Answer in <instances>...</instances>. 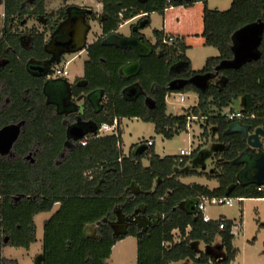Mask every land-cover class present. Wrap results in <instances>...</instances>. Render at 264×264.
<instances>
[{"label": "trees", "instance_id": "trees-1", "mask_svg": "<svg viewBox=\"0 0 264 264\" xmlns=\"http://www.w3.org/2000/svg\"><path fill=\"white\" fill-rule=\"evenodd\" d=\"M196 2L204 4L205 44L219 52L199 70L191 67L184 39L176 36L173 43H165L162 30H153L155 42L149 43L151 52L146 56L103 42L130 17L146 13L142 19L148 26L151 12L164 15L168 7H190ZM0 3V127L23 121L11 153L0 155V264H17L2 256L3 247L29 249L35 240L34 216L50 212L56 203L57 209L43 225L40 264H107L112 246L127 235L136 237V264H171L185 259L208 263L209 255L198 254L193 242L211 245L217 235L224 256L219 261L212 259L213 264L234 260L238 250L232 243V221L222 217L204 221L201 210L187 212L182 202L190 198L199 202L202 196L264 197L256 184L240 181V155L247 142L240 133H226L236 119L224 114L243 99L241 111L254 117L238 121L251 130L264 129V27L257 58L236 68L220 67L223 61L233 59L232 36L238 29L253 23L264 26V0H231L226 10L209 8L207 0H102L101 14L90 12L87 17L98 21L102 36L86 48L83 76L68 85L67 96L73 100L69 111L59 112L47 95L46 73L53 65L45 66L43 73L29 67L51 60L46 35L65 18L68 5L48 11L47 0ZM74 11L84 12L78 8ZM28 19L37 20L39 26L27 27ZM53 35L56 38L57 34ZM132 35L141 36L138 30ZM135 61L140 62L139 71L124 77L121 68ZM177 65H182L179 71L173 69ZM197 74L208 77L204 87L189 81ZM175 79L187 82L171 89L169 85ZM94 92H98L96 102L91 98ZM172 92H193L197 102L180 114H167L166 96ZM77 100L82 102L81 111L76 109ZM191 116L203 120L201 136L220 145L216 152V159H220L217 173L213 175L196 169L177 171L176 167L183 166L188 157L177 163L176 155L161 157L153 145L138 155L129 151L118 161L116 144L120 135L92 136L102 123L137 117L152 122L157 134L171 138L186 130L187 117ZM75 124L86 137L84 145L67 131ZM143 159L149 161L148 166H143ZM196 174L216 178L218 186L208 189L178 180L179 176ZM134 187L138 189L134 191ZM140 205H144L145 214H157L158 221L140 235L133 222H129L124 235L115 234L112 223L117 219V210L131 216ZM89 225L95 226V234L87 233ZM174 229L179 231L178 242H174Z\"/></svg>", "mask_w": 264, "mask_h": 264}, {"label": "crops", "instance_id": "crops-1", "mask_svg": "<svg viewBox=\"0 0 264 264\" xmlns=\"http://www.w3.org/2000/svg\"><path fill=\"white\" fill-rule=\"evenodd\" d=\"M230 3H231V0H230ZM65 4L68 5V7H66L65 18L59 22L60 25L58 24V26L56 27L54 32H52V33H51V31L48 32V34L46 35V40H47V46H48L50 41L54 40V39H52V36H53V38H55L53 34L56 35V30L61 28L62 26H63V29H65V31H66L65 34L67 33L69 35L70 33H72V36H73V37H70V39L72 41L70 42V46L67 47L68 50H67V48H64L61 50L60 49L55 50V48L52 49L48 46V51H50V53H51V60H52L51 61L52 63H50V65L51 66L53 65L54 68L55 67H63L67 61H71V60H65L64 61V56L66 54H73L74 57L77 55H80V54H84V57L82 58V73L79 75H75L73 77V80L69 79V73L65 77H57V78H51L50 77V78H48L49 86L51 87L52 91L56 92V91L60 90L61 88H64L65 93H66L65 98L67 99L68 85L71 84L72 82H74V80L76 78H81L83 76V66H84V62L87 60V54H86L87 46L89 44L93 43L97 38L102 36V30H101V27H100L98 21L97 20H90L87 17L90 14V12L95 13L97 16H99L102 12L103 5H102V0H66V1H64L63 5H65ZM207 6L209 8H211L210 0H207ZM216 7H217L216 9L220 8L219 5ZM73 8L74 9H76V8L82 9L84 12L77 13V11H74ZM46 9H47V3H46ZM203 9H204V4L202 2H196L190 7H183V6L168 7L165 9L164 15H160L157 12H151L150 14H148V18H149V25L148 26H144L145 19H142V18H144L146 13L138 14L134 17H130L125 22H123L118 27V29L116 30L115 33H116V35L123 36V37L131 36L133 29H134L133 25L139 24L138 28H136V29L139 31L141 36L144 38V40L148 44L149 43L154 44V42H155V38L152 39V38H149V36H147L146 30L148 28H150L151 31H153V29H157V30H162L163 33H166V34L168 33V34L180 36L184 39L185 44L187 45V49H186L185 54L188 57V59L190 60L192 69L193 70H199L204 66L205 61L208 58L213 57V56H217L219 54L217 48H215L213 46H207L205 44V38L202 36V32H203ZM53 10H55V9H53ZM74 12H76V13H74ZM82 16L84 17V21L81 19ZM155 16H158L157 20H155ZM71 17H75V18L77 17V19L75 21H72L70 19L71 20L70 21L68 18H71ZM145 17H147V16H145ZM35 21L37 23L35 25L33 23L32 25L39 26L38 21L37 20H35ZM157 23L159 25H156ZM124 25H129V29L126 32H122L120 30V28ZM31 26H27V27H31ZM61 30H62V28H61ZM61 32L62 31H60V33H59L60 36L62 35ZM89 36H91V37H89ZM83 39H85V43L81 47ZM74 57H72L71 59H73ZM50 65H49V67H50ZM198 65H202L201 68H199V69L196 68V67H198ZM169 95L170 94H168V96ZM91 98H92V100H94L96 102V99H98V92L92 93ZM185 100H186V98H185ZM185 100H184V102H185ZM50 101H52V100L50 99ZM52 102L54 103V101H52ZM196 102H197V98H196L195 102L193 103V105L196 104ZM239 102H240L239 103L240 105L237 106V104H235L234 106H236V107L233 111H241V108L244 104V100L241 99ZM62 106L64 107V105H61V107ZM63 107L61 108V109H63L62 111H64V109H65V107L64 108ZM56 108H57V105H56ZM120 121H122V119H120ZM192 121L189 122V127L186 126L185 131H187L190 128ZM200 121H202V120H200ZM120 136H121V141H122V128H121V135ZM146 141L140 142L139 144L144 143L146 145ZM213 141H215V140H213ZM260 141L264 142V137H260ZM122 144H123V142H122ZM139 144L133 145L129 151L132 152L133 148ZM216 145L217 146H216V148L213 152V155H212V159L215 160V164H214L215 167H216V163L220 160V159H216V154H217L216 152L220 148V145L217 142H216ZM181 149H184V148H181ZM129 151L127 152V154L129 153ZM192 151L196 152V150H192ZM175 155H178V153ZM206 155L207 154H203L202 157H204ZM159 156H161V155H159ZM161 157H163V156H161ZM187 157H188L187 158V161H188V159H189V157H191V155H189ZM143 160H142L143 166H148L149 161L146 159L147 163L144 164ZM186 162H185V164H186ZM185 164L183 166H179V167H184ZM185 170H187V169H184V168L177 169V171H185ZM200 171L206 172L205 168H203ZM207 173H209L210 175H213L214 173H217V172H214V170H211L210 172H207ZM243 174L244 173L242 172V174L240 175V178H244L245 175H243ZM193 176L204 177V178H206V180H210V181L215 180L217 182V185L210 187L206 183H200V182H194V181L186 183L183 181L184 179H188V178L193 177ZM178 180L181 183L187 184V185H191L194 183L199 184V185H204L208 189H213V188H216L218 186L217 179L216 178H210L209 176H207V174L179 176ZM137 189H138L137 187L136 188L134 187V191H136ZM204 198H207V197L202 196L200 198L199 202H197V200L194 198H191V199H193L197 203H200V202L204 201ZM184 201L182 202V206L185 205ZM245 201L264 202V197L244 198V200L240 201V203L242 204L241 220H242V213H243ZM197 203L195 204L196 209L194 210V212L198 210L197 209ZM186 205L190 208V206L194 205V203L189 204V205L186 204ZM205 206H206V204L204 205V210L202 211V215L206 214L210 217V220H215L213 217H211V215H209L205 212ZM57 207H58V203H56L54 205L53 209L50 212H45L46 215L44 217V222L42 225H44L45 221L57 209ZM144 208H145L144 205H140L137 208L138 212L133 213L131 216H125L124 214H122V212L120 210H117V219H116V221H114L112 223V228H113L115 234L124 235L127 231V227H128L129 222H133L136 225L137 233H140V234H142L146 230V228H148L150 225L155 224L158 221L159 216L157 214H145ZM39 214H42V213H39ZM39 214H37V215H39ZM37 215L34 216V224H35V219L37 218ZM220 217L228 219L224 215H219L216 219H218ZM228 220H231V219H228ZM231 221L233 223L232 227H231V233L233 234V238H234V230L233 229L235 227V224H234L233 220H231ZM188 230H189V228L187 229V231ZM86 231L88 234H92V235L95 234L94 233L95 226L89 225L86 228ZM172 233L174 236V242H178L180 240L179 231L177 229H174ZM216 237H219V240L221 242L220 236L217 235ZM216 237H215V239H216ZM42 238H43V226H42ZM194 243H195V241L193 242V246L196 250ZM232 243H233V240H232ZM207 246H210V245H207ZM5 247H7V246H5ZM5 247H3V249H2V256L6 259L15 260L13 258L6 257L4 255ZM30 248L31 247H29V249ZM26 250H28V249H26ZM41 251H42V242H41V247H39L38 251H36L37 254L34 256L35 258L33 257L34 264H40L41 263V260H40ZM201 252H204V253L209 255L210 259H209L208 263H211V264H213L212 259L218 261V259L221 260L223 258V256H221L217 259L216 257H218V256H213L212 254H210L206 251H197L198 254H200ZM237 254H238V252H237ZM236 257H237V255L235 256L234 260H232L229 264L234 262ZM111 258L113 259V262L111 264H136L137 263L136 237L132 236V235H127V236H124L123 238H121L120 240H118L112 246L111 254H110L109 258L106 260L107 264H109V260ZM15 261L17 262V260H15ZM171 264H198V263H196L190 259L186 262V259H185V260H180L178 262H173ZM205 264H207V263H205Z\"/></svg>", "mask_w": 264, "mask_h": 264}, {"label": "rangeland", "instance_id": "rangeland-1", "mask_svg": "<svg viewBox=\"0 0 264 264\" xmlns=\"http://www.w3.org/2000/svg\"><path fill=\"white\" fill-rule=\"evenodd\" d=\"M64 4V0H48L47 10L57 9L59 6ZM219 10H226L230 6V0H210V6L212 9H216L218 6ZM158 16H155V20ZM33 19L27 20V26H31L37 23ZM156 23V22H155ZM3 25V4L0 3V30ZM38 25V24H37ZM156 25H159L158 23ZM129 29V25H124L120 28L122 32H126ZM154 30V29H153ZM147 36L154 39L153 31L148 28L146 30ZM91 37V36H89ZM73 54H66L65 60H71L67 63V69L69 72V79L73 80L75 75L82 73V58L84 54H80L71 59ZM202 65H198L196 68H201ZM178 92H172L166 97L167 102V114L177 115L183 111V108H187L195 102L197 96L193 92L182 93L186 98L185 102H180ZM48 98L54 101L57 105V111H62L61 103L65 97V92L61 89L56 92L52 91L50 87H47ZM241 100V99H240ZM239 100V101H240ZM236 102L239 106L240 102ZM80 100L76 101V105L81 106ZM236 107V106H235ZM64 108V107H63ZM122 142L123 152H127L132 148L133 145L139 144L146 140H152L154 142L153 148L155 153L165 155H175L181 148L188 149L189 151L196 150L193 156L189 157L184 167L177 166L176 169H196L202 170L205 168L206 172L214 170L217 172L215 167V160L212 159L213 152L216 148V142L211 138L204 139L201 136V123L195 119L191 122V126L187 131H182L179 134H174L171 138H165L161 134H157L154 129L152 122L144 121L140 118H122ZM189 127V126H188ZM203 154H207L202 157ZM144 164L147 160L144 159ZM186 183L191 181L206 183L210 187L216 186L215 180H206L204 177L193 176L183 180ZM136 188V187H135ZM244 209L241 220V208L242 204L239 203L236 206H229L226 204H206L205 212L214 219L219 215H224L228 219L234 221V238L233 245L238 249V254L234 262L231 264H264V202L256 201H245ZM45 213L37 215L34 224L35 240L31 244V248L26 250L23 247L7 246L4 249V255L6 257L17 260L18 264H34L33 257L37 254L38 248L41 247L42 242V224L44 222ZM195 247L197 251H206L217 259L224 256V248L216 237L214 242L207 246L202 241H195ZM35 258V257H34ZM189 259H186V262ZM113 262L111 258L109 264Z\"/></svg>", "mask_w": 264, "mask_h": 264}, {"label": "water", "instance_id": "water-1", "mask_svg": "<svg viewBox=\"0 0 264 264\" xmlns=\"http://www.w3.org/2000/svg\"><path fill=\"white\" fill-rule=\"evenodd\" d=\"M68 19L75 21L77 17L76 18L71 17ZM81 19L84 21L83 16ZM263 27L264 26L261 23H253L238 29L232 36V42H233L232 51L234 54L233 59L229 61H223L220 67L236 68L246 61H250L252 59L257 58L260 54L258 50V44L261 39ZM61 28L57 29L58 31L56 30V34H57L56 38L61 37L59 35L60 31H62L61 33L65 32L63 26ZM134 30L137 29L134 28L133 31ZM64 37H65V41L67 40L66 45L70 46V42L72 41L70 37H73L72 33H70L69 35L65 34ZM62 41L59 43L64 44ZM103 42L105 44H114L124 48H131L135 53H137L140 56H146L151 52V46L144 40L142 36L131 35L128 37H123L113 34L107 36L103 40ZM84 43H85V39H83L81 47L84 45ZM51 61L52 60L44 62L42 64H33L30 65L29 68L32 71L43 73L46 68L45 66L52 63ZM181 68L182 65H177L173 69L175 71H179ZM139 69H140L139 61L130 62L125 64L121 68V74L124 77L133 76L139 71ZM207 78L208 77L206 75L197 74L191 77L189 81L199 87H204L206 85ZM186 82L187 81L184 79H175L170 83L169 87L171 89H179ZM146 102L150 103L151 100L146 99ZM20 129L21 127L18 124H9L0 128V153H6L11 149L14 142L17 140L19 136ZM231 132H237L244 135L247 142V148L240 155V158H242L241 162L243 163V168L241 169L240 173L242 174L243 172L245 174L244 178L242 179L239 178L240 181L243 182L244 184H250V183L256 185L264 184V142L260 141V137H264V129L262 127H256L253 130H251L250 127L242 124L239 121H236L232 123L226 130V133H231ZM68 133L70 134L71 137L75 139H79L83 137L82 128L76 124L68 128ZM145 147L146 145L144 143L137 145L136 147L133 148L132 154L134 155L140 154L145 149ZM184 203L185 205L183 207L187 212H194V210L196 209L195 208V204L197 203L196 201L190 198L185 200ZM193 203L194 205L190 206V208L186 205ZM137 212L138 209L134 211V213ZM138 235H140V233H138ZM4 242H7V237L4 238ZM40 260H42V257H40ZM219 260L220 259H218V261ZM207 264H211V263H207Z\"/></svg>", "mask_w": 264, "mask_h": 264}, {"label": "built area", "instance_id": "built-area-1", "mask_svg": "<svg viewBox=\"0 0 264 264\" xmlns=\"http://www.w3.org/2000/svg\"><path fill=\"white\" fill-rule=\"evenodd\" d=\"M119 17L122 18V13H119ZM176 38V35L173 34H164L163 37V41L165 43L171 44L174 42ZM69 61H67L65 63V65L63 67H55L51 70V72L47 73V77H57V76H61V77H65L68 75V69L66 64ZM180 102H184L185 97L183 96L182 93L179 94V99ZM225 116L228 119H236V121L240 120V119H248V118H253L254 115H246L244 114L242 111H225L224 112ZM197 119V117L195 116H191V117H187V127L189 126V122L192 120ZM204 119V118H202ZM105 135H114L116 137H119V135H121V121L118 118H114L112 123H102L97 129L96 131L93 133V137H101V136H105ZM80 144L84 145L86 143V137H82L79 139ZM154 142L152 140H147L146 141V145L150 146L153 145ZM122 141H117V148L119 150V156L117 158L118 161H121V159L126 156L127 154L123 152V146H122ZM191 154V151H189L188 149H180L178 152L177 156V163H180L183 161L184 157H187ZM257 190L258 191H264V184L261 185H257ZM244 200L243 197H229V196H224V197H207L204 198V201L197 203V209L203 211L204 210V205L205 204H226L229 206H236L240 203V201ZM202 218L204 221H209L210 217L206 214L202 215ZM219 227L223 228V222L219 223Z\"/></svg>", "mask_w": 264, "mask_h": 264}, {"label": "flooded vegetation", "instance_id": "flooded-vegetation-1", "mask_svg": "<svg viewBox=\"0 0 264 264\" xmlns=\"http://www.w3.org/2000/svg\"><path fill=\"white\" fill-rule=\"evenodd\" d=\"M66 32V31H65ZM65 32H63L62 34L63 35H61V37L60 38H52V39H54V40H51L50 41V43H49V46H50V48H52V49H54L55 48V50L56 49H64V48H66V47H68L69 45H66L67 44V40L65 41ZM67 34V33H66ZM63 40V41H62ZM63 42L64 44H61V43H59V42ZM46 77H47V73H46ZM57 77H61V76H57ZM56 76L55 77H51V78H57ZM47 78H50V77H47ZM68 99V100H67ZM67 99L64 97L63 98V100H62V103H61V105H64V107H65V109H64V111H69L68 109H69V107L71 106V103H73V100L72 99H70V96L68 95L67 96ZM75 103V105H76V102H74ZM76 109L78 110V111H81V106H79V105H76ZM13 124H18V125H20V127H22V124H23V121H20V122H17V123H13ZM9 125V124H8ZM4 126H6V125H4ZM4 126H2V127H4ZM2 127H0V128H2ZM69 127H71V126H68V128ZM67 131H68V129H67ZM70 135V134H69ZM11 150H12V147H11V149L8 151V152H6V153H0V155H2V156H5V155H8V154H10L11 153ZM245 175V174H244Z\"/></svg>", "mask_w": 264, "mask_h": 264}, {"label": "bare ground", "instance_id": "bare-ground-1", "mask_svg": "<svg viewBox=\"0 0 264 264\" xmlns=\"http://www.w3.org/2000/svg\"><path fill=\"white\" fill-rule=\"evenodd\" d=\"M69 73V72H68ZM82 138V137H81ZM80 139V138H79Z\"/></svg>", "mask_w": 264, "mask_h": 264}]
</instances>
